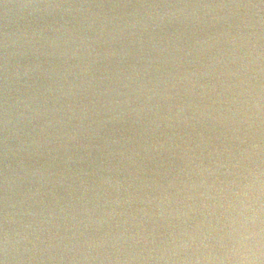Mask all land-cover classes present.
<instances>
[{"label": "water", "instance_id": "obj_1", "mask_svg": "<svg viewBox=\"0 0 264 264\" xmlns=\"http://www.w3.org/2000/svg\"><path fill=\"white\" fill-rule=\"evenodd\" d=\"M0 264H264V0H0Z\"/></svg>", "mask_w": 264, "mask_h": 264}, {"label": "clouds", "instance_id": "obj_2", "mask_svg": "<svg viewBox=\"0 0 264 264\" xmlns=\"http://www.w3.org/2000/svg\"><path fill=\"white\" fill-rule=\"evenodd\" d=\"M9 123H10V120H8V124ZM5 245H6V248L11 247L13 250H16L15 247H14V243L10 239V235L9 234L5 238Z\"/></svg>", "mask_w": 264, "mask_h": 264}]
</instances>
